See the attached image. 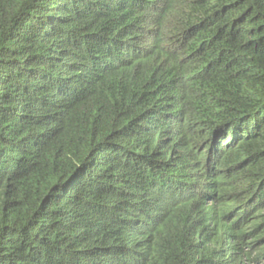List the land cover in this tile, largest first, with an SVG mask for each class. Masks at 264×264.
I'll use <instances>...</instances> for the list:
<instances>
[{"label":"trees","instance_id":"1","mask_svg":"<svg viewBox=\"0 0 264 264\" xmlns=\"http://www.w3.org/2000/svg\"><path fill=\"white\" fill-rule=\"evenodd\" d=\"M0 264H264V0H0Z\"/></svg>","mask_w":264,"mask_h":264}]
</instances>
